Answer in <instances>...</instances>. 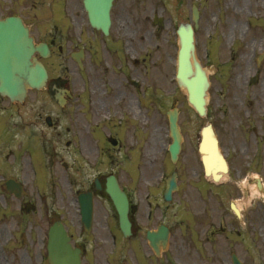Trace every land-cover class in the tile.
Wrapping results in <instances>:
<instances>
[{"label": "rangeland", "instance_id": "rangeland-1", "mask_svg": "<svg viewBox=\"0 0 264 264\" xmlns=\"http://www.w3.org/2000/svg\"><path fill=\"white\" fill-rule=\"evenodd\" d=\"M6 1L10 6L13 5L10 0ZM59 1L61 0H41L44 21L37 23L33 19L29 20L33 23V35L42 36L40 30L43 35H47L48 31L52 34L58 31L68 34L64 40H68V36H71V40H84L85 33L81 32L86 27V15L82 0L72 1L74 13L70 16V25L54 27L50 23L45 24L53 12L48 13L47 8L55 7ZM125 2L137 5V17L126 19L119 24L107 43H97L86 58L82 72L68 57L48 61L51 76L67 80L65 88L73 93L72 100L65 108L56 105L46 91H33L25 104L27 131L32 121L37 122V131L42 132L43 141L39 137L35 138L39 146L32 149L34 157L24 151L16 158L12 176L24 183L26 194L37 204H41L40 197L43 198L44 211L52 206L59 207L63 213L67 212V209L73 210L74 227L77 229V196L87 190L98 172L104 173L105 170L114 169L123 185L127 186L137 199H143V202L150 193L152 197L162 198L164 177L170 173V170L166 169V165L170 164L166 145L171 141L166 111L174 97L177 98L178 107L181 109L179 124L184 135V150L178 166L183 175V188L168 205L171 213H195V184L199 169L196 148L201 128L211 122L221 139L224 151H231V144L228 142L230 135L238 131L237 123L244 110L240 107L241 101L250 99L251 95L247 91L264 93V58L258 61L259 56L264 54V31L261 33L260 30L264 28V0ZM193 4L201 10L196 34V54L209 71L211 81L206 117L199 116L188 103L185 90L179 87L175 78L179 47L176 28L180 22L190 20ZM163 9L166 27L158 30L151 24L152 11L162 12ZM260 24L263 25L259 26ZM97 35L96 32L92 33L90 40H103ZM62 43L65 47L68 46L67 42ZM131 47L134 55L130 52ZM133 56L139 57L140 60L138 75ZM143 58L147 60L144 62ZM215 66L218 68L211 70ZM255 75L258 80L252 84L250 79ZM130 76L140 81V90L129 83ZM138 106L140 110L134 115L130 109L135 108L138 111ZM47 112L58 120L60 129L46 125ZM61 129L63 135L58 137L57 132ZM104 133L119 136L123 142L122 151L127 152L124 155L127 162L122 164L116 151L112 155L103 153L106 147L102 140ZM243 138V133L235 136V140L239 142ZM68 140L73 144L70 149L66 145ZM130 148L132 149L129 152ZM65 162L70 166L67 169L64 167ZM257 174L255 171L251 173V177ZM253 188L254 186L247 184V195L240 201L244 208L247 205V212H251V199H264L260 194H254ZM237 198L236 196L235 199ZM162 201L161 207L166 206L167 202ZM18 203V200L11 197L12 222L14 217H20L15 214ZM259 212L262 214L264 211ZM29 218L33 223L37 220L36 215ZM44 218L42 221L47 227ZM72 218L67 216L69 223ZM261 218L262 226L251 228L247 264H264V216ZM12 232L16 235L17 242L14 243L13 240L11 264H19L18 250L22 254V246L19 236ZM181 232L184 230L177 229L176 239L181 236ZM45 233L42 232V238L46 236ZM95 236H91L92 239L95 240ZM120 246L124 247L117 244L116 252L109 258L106 248L95 249L92 245L90 249L94 252L90 253V261L94 264H111V261H118L115 258ZM28 251L34 255L31 249ZM207 254L208 251L190 248L184 258L195 260ZM126 256L127 253L123 251L119 260L124 261L123 264H133L129 261H135V254H129L128 259ZM171 256L174 259L177 253L172 251Z\"/></svg>", "mask_w": 264, "mask_h": 264}, {"label": "flooded vegetation", "instance_id": "flooded-vegetation-1", "mask_svg": "<svg viewBox=\"0 0 264 264\" xmlns=\"http://www.w3.org/2000/svg\"><path fill=\"white\" fill-rule=\"evenodd\" d=\"M10 1L12 6L8 4V1L0 0L1 18L7 15H17L22 17L29 27L33 26V23L29 22L31 19L37 23L44 21V8L41 0ZM72 1L61 0L57 2L54 9L47 10L48 13L53 12L46 24L50 23L54 27L62 24L68 25V20L74 13ZM14 7L16 8L14 9ZM138 12L139 8L135 3L114 0L111 10L110 32L105 36L102 31H98L99 35L97 36L103 38V41L109 40L119 24L126 19L132 20L134 16L137 17ZM86 18L87 26L86 29H83L84 40H71V36H68V40H64L68 34L58 31L56 34L50 32L48 35L38 38L37 42L43 41L48 44L51 50L49 59L61 58L64 53L72 59L73 54L77 57L82 55L86 59L94 45L99 41L90 40L92 33L97 30L90 25L87 13ZM162 28L158 29L161 30ZM130 32H135V30H130ZM62 42H67L68 48H65ZM131 49L133 50V47ZM37 56L39 55L37 54ZM136 75H138V70H136ZM53 81L57 84L60 83L58 79ZM132 85L138 90L141 86ZM52 86V84L49 86V91ZM247 92L250 93L251 97L247 101H241L240 107H243L244 110L237 123L238 131L230 135V142H228L231 144V151H225L230 167L229 176L218 182L207 177L204 173L202 158L198 155L199 171L196 186L195 218L178 217L176 213L169 212L170 208L167 206L159 208L160 203H156L155 198H147L141 204V202L135 201L125 189L130 200L129 218L132 231L128 238L124 237L116 208L105 191L107 177L105 173H99L95 177L100 180L101 188L95 192L92 223L88 232L84 230L83 237L79 238L75 233V212L73 210L67 209V212L63 213L60 212L59 207L52 206L51 212L49 207L44 211V204L37 205L27 197H23L18 203L17 213L21 214L22 217L12 222L11 194L6 188V183L10 179L20 182L12 176L16 164L15 160L20 157L24 150L27 149L28 152L31 149L32 151V148L38 144L35 138L39 137L43 141V136L42 132L37 131V122L35 121L31 122L30 129L27 131L26 101L13 102L0 94V264H11L13 240L14 243L17 242L16 235H13L12 231L19 236L22 246V254L18 250L19 264H49L47 256L42 259V255H40L43 254L42 249L45 243L41 236L42 232H46L45 229H48L57 220H61L65 225L73 245L82 250L84 258L82 264H94L88 260V256L91 258L90 253L94 252L90 251V246H95V249L106 248V253L110 258L116 252L117 243L124 245V247L120 246L115 258L118 261H111V264L121 262L119 259L122 257L123 251L128 255L135 254V261H129L133 264H204L203 257H201L202 260H187L183 257L190 246L214 253L210 256L211 264H232L233 254L237 255L243 264H247V243L251 241V228L255 229L256 225L261 227V217L264 216V212L262 214L259 212L260 210L264 211L263 200L251 201L249 205L251 212H247V205L245 208L243 206L240 208V214L236 213L233 207V202H240L242 198H245L244 195H247V181H251L249 177L252 172L258 171L262 176L261 179H264V93L256 90ZM52 124L59 129L57 121L52 120ZM239 133L244 135L240 142L235 140V136H238ZM60 134L61 131L57 133V135ZM116 141V146L106 141L104 152L121 151V141L119 139ZM70 144L69 141L68 145ZM179 162L180 159L177 163ZM180 175L181 173L178 172V180L181 178ZM256 187L261 189L257 181ZM93 188L94 181L89 190ZM236 196L237 199H235ZM27 204L31 208L30 212L25 209ZM53 210L56 212H52ZM30 215H36L37 220L34 223L29 221L28 216ZM68 215L73 217L70 223L67 220ZM43 217H45L47 228L42 221ZM160 224L169 228V248L157 256L150 245L147 234ZM177 226L192 227L194 233L179 236L176 239ZM45 234L47 235V232ZM87 236H95V240L92 237L87 238ZM92 241L93 244H90ZM29 249L34 255L30 254ZM172 250L177 252L174 259H171ZM123 263L124 261L120 264Z\"/></svg>", "mask_w": 264, "mask_h": 264}, {"label": "water", "instance_id": "water-1", "mask_svg": "<svg viewBox=\"0 0 264 264\" xmlns=\"http://www.w3.org/2000/svg\"><path fill=\"white\" fill-rule=\"evenodd\" d=\"M89 11L91 23L107 33L110 17L109 10L112 0H83ZM198 12L193 10V19L198 23ZM180 49L177 61L178 84L184 88L188 95L189 103L201 115H206L207 90L209 80L206 70L201 66L195 54L194 31L190 24L181 25L179 30ZM35 51L43 56L49 54L45 44L35 45L29 31L18 17H8L0 20V93L7 95L11 100H23L28 88L41 89L47 81V71L42 62L34 57ZM170 132L173 138L169 151L173 160L178 156L181 149L182 135L180 132L178 117L179 110L175 106L168 110ZM200 151L203 154L204 165L207 174L213 172L214 178L220 175L216 172H227L226 160L220 152L218 140L215 137L211 124L202 129ZM216 170V171H215ZM176 187L174 179L168 183L165 193L167 199L171 198V192ZM107 191L113 199L126 233H129L128 201L125 193L121 190L115 178H110ZM84 221L89 225L92 215V194L80 195ZM166 239V232L159 233ZM156 234H150L149 238L155 245ZM50 261L60 264L59 260L76 261L79 264V250L73 249L69 244V238L61 227H56L50 234ZM61 264H63L61 262Z\"/></svg>", "mask_w": 264, "mask_h": 264}, {"label": "bare ground", "instance_id": "bare-ground-1", "mask_svg": "<svg viewBox=\"0 0 264 264\" xmlns=\"http://www.w3.org/2000/svg\"><path fill=\"white\" fill-rule=\"evenodd\" d=\"M25 27L27 28V26H25ZM27 29H28V31H29V27H28ZM131 110H132V113L135 115V114H137V113L139 112L140 107H138V111L135 110V108H133V109H131Z\"/></svg>", "mask_w": 264, "mask_h": 264}]
</instances>
